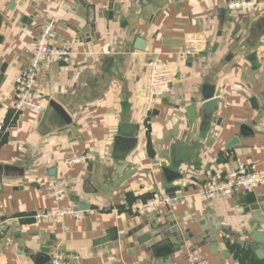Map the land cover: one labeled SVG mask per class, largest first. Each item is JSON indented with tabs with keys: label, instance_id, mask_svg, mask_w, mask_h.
<instances>
[{
	"label": "crops",
	"instance_id": "0c3cea01",
	"mask_svg": "<svg viewBox=\"0 0 264 264\" xmlns=\"http://www.w3.org/2000/svg\"><path fill=\"white\" fill-rule=\"evenodd\" d=\"M12 1L0 0V264H50L56 249L76 264H264V186L130 213L214 170H264V0L237 13L229 0ZM49 20L69 69L46 62L38 85L55 103L18 114L15 81ZM196 37L206 46L178 61ZM154 58L175 80L145 112ZM63 174L75 185L62 206L83 217L36 223L52 207L38 188Z\"/></svg>",
	"mask_w": 264,
	"mask_h": 264
},
{
	"label": "built area",
	"instance_id": "2783aa9c",
	"mask_svg": "<svg viewBox=\"0 0 264 264\" xmlns=\"http://www.w3.org/2000/svg\"><path fill=\"white\" fill-rule=\"evenodd\" d=\"M257 4L252 0H229L227 10L237 13L242 10H250ZM55 25L53 20L45 22L30 48V56L21 68L15 81V95L13 109L16 113L30 112L38 115L45 108L55 102L46 96L38 85V76L44 70L46 62L63 64L62 69L67 71L72 58L70 44L63 42L56 44L53 41ZM206 40L199 37L185 41L183 49L179 50L175 57L178 61L187 60L199 53L200 48L206 46ZM174 74L169 64L154 58L146 64L145 77V112H148L157 98L172 89ZM148 123V121H147ZM87 159L86 156L73 157L65 160L67 170L81 164ZM75 180L65 174L38 188L39 193L50 202V209L38 210L31 217L36 223L62 222L65 218H81L83 210H77L62 206L69 196ZM264 186V170H256L253 166L238 164L235 169L222 172L214 170L208 175L205 185L192 194L175 192L172 195L158 194L145 201H137L130 207V213L139 216L150 212H158L176 206H185L189 199L214 200L221 196H231L235 193H246L257 187ZM92 213V212H90ZM5 222L0 220V228ZM76 255H68L56 249L51 253L50 264H71L78 261ZM190 264H202L200 257L191 253L187 255Z\"/></svg>",
	"mask_w": 264,
	"mask_h": 264
},
{
	"label": "water",
	"instance_id": "95a60500",
	"mask_svg": "<svg viewBox=\"0 0 264 264\" xmlns=\"http://www.w3.org/2000/svg\"><path fill=\"white\" fill-rule=\"evenodd\" d=\"M15 1H16V0H13V1H12V4H11V6H13V5H14ZM51 105H53V104H51ZM257 254H259V252H257ZM71 264H74V263H71Z\"/></svg>",
	"mask_w": 264,
	"mask_h": 264
}]
</instances>
